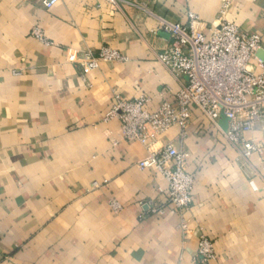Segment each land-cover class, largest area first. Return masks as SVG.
Wrapping results in <instances>:
<instances>
[{
  "label": "crops",
  "instance_id": "0c3cea01",
  "mask_svg": "<svg viewBox=\"0 0 264 264\" xmlns=\"http://www.w3.org/2000/svg\"><path fill=\"white\" fill-rule=\"evenodd\" d=\"M40 1L0 0V264H200V236L214 245L208 264H264V154L243 161L198 112L183 138L170 128L148 150L187 152L195 178L189 208L172 213L166 180L137 168L146 148L106 118L115 96H150V109L170 99L183 80L157 60L170 42L160 20L193 13L208 34L225 0ZM226 19L264 53V0H233ZM105 47L126 61L85 72L82 54Z\"/></svg>",
  "mask_w": 264,
  "mask_h": 264
},
{
  "label": "built area",
  "instance_id": "2783aa9c",
  "mask_svg": "<svg viewBox=\"0 0 264 264\" xmlns=\"http://www.w3.org/2000/svg\"><path fill=\"white\" fill-rule=\"evenodd\" d=\"M15 2L16 0H11ZM59 0H41V6L50 10ZM113 7L115 0H107ZM233 0L222 2L219 16L208 34L195 28L199 18L189 13L187 23H171L160 20L157 31L167 34L170 42L158 55V62L174 77L183 80L182 86L170 99L163 100L150 109L152 97L142 96L133 100L114 97V103L106 118L119 121L122 138L137 142L148 151V155L137 163L141 171L153 170L167 182V203L172 213L187 210L193 200L195 178L188 172L187 152L167 145L156 152L148 148L172 127H177L180 136L186 135L194 113L208 123L226 145L234 150L243 161L253 155L264 154V74H257L253 66H264L258 57L262 40L259 35L241 32L227 21L226 15ZM264 34V26L262 28ZM32 37L50 44L40 28H33ZM77 54H67L68 62H76ZM81 60L85 72L98 69L101 63L125 62L126 58L109 47L102 48L97 55L84 52ZM226 119L225 128L220 125ZM258 132L259 137L247 138V134ZM264 183V175L261 177ZM96 183L92 187H96ZM256 190L253 181L249 182ZM120 207L112 205L117 212ZM162 215L163 209L152 211ZM186 232V224L181 225ZM197 258L200 264H208L215 258L214 245L205 236L197 242Z\"/></svg>",
  "mask_w": 264,
  "mask_h": 264
},
{
  "label": "water",
  "instance_id": "95a60500",
  "mask_svg": "<svg viewBox=\"0 0 264 264\" xmlns=\"http://www.w3.org/2000/svg\"><path fill=\"white\" fill-rule=\"evenodd\" d=\"M258 57L264 62V53L263 52H259L258 53ZM220 125L225 128V125H226V119L222 116L221 117V121H220Z\"/></svg>",
  "mask_w": 264,
  "mask_h": 264
}]
</instances>
